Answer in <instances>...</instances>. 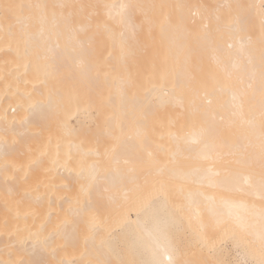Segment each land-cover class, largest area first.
<instances>
[{
    "label": "bare ground",
    "instance_id": "1",
    "mask_svg": "<svg viewBox=\"0 0 264 264\" xmlns=\"http://www.w3.org/2000/svg\"><path fill=\"white\" fill-rule=\"evenodd\" d=\"M246 255L264 264V0H0V264Z\"/></svg>",
    "mask_w": 264,
    "mask_h": 264
},
{
    "label": "rangeland",
    "instance_id": "2",
    "mask_svg": "<svg viewBox=\"0 0 264 264\" xmlns=\"http://www.w3.org/2000/svg\"><path fill=\"white\" fill-rule=\"evenodd\" d=\"M252 104L251 103H249V105H248V107H250ZM72 123H73V125L75 126V122L72 120ZM178 134H180V133H178ZM157 197V195H154V198H156ZM179 220V223H183V224H185V223H187V228H186V230H185V233H182L181 235L182 236H184V235H187V237H189V238H192V235H193V233H194V230L193 229H189L191 226L189 225L190 224V221L187 219V218H185V217H183V216H180V215H176V218H175V220ZM181 225V224H180ZM192 228V227H191ZM180 229H182V228H180ZM173 231H174V229H173ZM186 237V236H185ZM119 238L120 239H122V241L124 240L122 237H121V234H118V236H117V238H116V240L118 241L119 240ZM119 243H120V241H119ZM232 242L231 241H229V240H227L226 242H225V244H224V247L225 248H227V250H229L232 254H234V253H236V252H238V253H240V252H242V251H244V249L241 247V245H239L238 247L239 248H237L233 243L231 244ZM119 245V248L121 249V250H124L125 249V247H128V242H124V244L123 245H121V244H118ZM234 248V249H233ZM237 254V253H236ZM246 257H247V259H246V263L247 264H258L259 263V261L257 260V259H255V258H253V257H250V256H248V255H246Z\"/></svg>",
    "mask_w": 264,
    "mask_h": 264
}]
</instances>
